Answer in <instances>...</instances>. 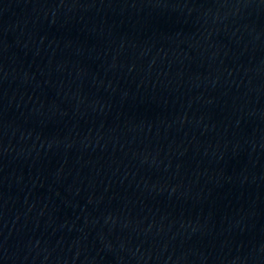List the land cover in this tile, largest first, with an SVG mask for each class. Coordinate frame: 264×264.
I'll return each mask as SVG.
<instances>
[{
	"label": "water",
	"instance_id": "95a60500",
	"mask_svg": "<svg viewBox=\"0 0 264 264\" xmlns=\"http://www.w3.org/2000/svg\"><path fill=\"white\" fill-rule=\"evenodd\" d=\"M0 264H264V0H0Z\"/></svg>",
	"mask_w": 264,
	"mask_h": 264
}]
</instances>
